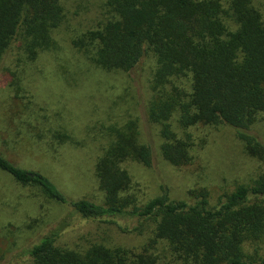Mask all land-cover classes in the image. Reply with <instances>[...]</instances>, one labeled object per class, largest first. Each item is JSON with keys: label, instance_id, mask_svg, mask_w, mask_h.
Instances as JSON below:
<instances>
[{"label": "trees", "instance_id": "16d2710c", "mask_svg": "<svg viewBox=\"0 0 264 264\" xmlns=\"http://www.w3.org/2000/svg\"><path fill=\"white\" fill-rule=\"evenodd\" d=\"M103 6L102 20L73 37L72 45L105 72L130 74L150 60L145 112L157 127L161 158L178 169L192 166L196 137L179 136L175 128L223 125L262 169L213 203L205 186L182 197L160 186L142 201L124 163L151 166L154 150L129 114L99 131L103 143L94 172L103 198L96 202L69 197L47 175L16 164L0 148V172L36 198L83 218L120 219L123 230L147 234L131 247L63 245L58 239L69 225L63 220L24 248L29 264H264V143L253 132L264 120V18L255 0H105ZM64 20L61 0H0V68L16 45L21 69L5 68L15 92L22 67L55 49V30ZM51 135L58 145L77 143L62 127ZM43 223L31 218L23 227L32 231ZM12 229L0 242L13 243Z\"/></svg>", "mask_w": 264, "mask_h": 264}, {"label": "rangeland", "instance_id": "374dc122", "mask_svg": "<svg viewBox=\"0 0 264 264\" xmlns=\"http://www.w3.org/2000/svg\"><path fill=\"white\" fill-rule=\"evenodd\" d=\"M61 1L65 20L55 30L56 47L22 67L17 92L5 69H21L17 66L16 45L3 58L0 148L8 158L22 167L41 171L69 197L101 202L103 193L94 172L103 143L99 131L102 125L121 121L130 114L138 118L141 140L154 150L151 166L124 163L132 176L133 192L142 201L157 195L160 186H165L172 197H182L190 188L205 186L213 203L224 191L257 176L263 164L246 156L235 131L223 125L191 127L185 132L175 126L179 136L189 133L196 137L195 163L178 169L164 161L158 153L157 127L149 123L145 112L150 60L144 58L130 74L105 72L89 64L71 39L102 20L105 0ZM255 4L264 18V0H255ZM60 127L77 143L58 145L51 134ZM253 132L264 143V120L255 124ZM199 143L203 145L199 147ZM31 195L29 189L0 172V236L7 235L9 228H13L15 236L10 245L6 240L0 242V264H29L24 248L40 232L63 220L69 223L58 239L63 245L99 242L131 247L141 244L147 236L123 230L125 223L120 219L83 218L69 207ZM31 218L44 222L37 231L23 227Z\"/></svg>", "mask_w": 264, "mask_h": 264}]
</instances>
